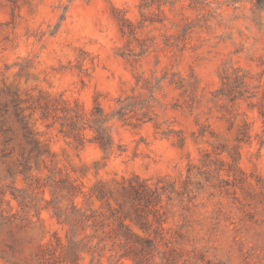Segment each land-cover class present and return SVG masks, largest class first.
<instances>
[{"label": "rangeland", "instance_id": "374dc122", "mask_svg": "<svg viewBox=\"0 0 264 264\" xmlns=\"http://www.w3.org/2000/svg\"><path fill=\"white\" fill-rule=\"evenodd\" d=\"M201 1L191 7L189 0H179L172 10L163 6L164 23H147L138 29V39L132 38L126 46L128 38L120 31L113 10H122L137 24L140 0H0V102L9 101L14 91L23 98L27 92L41 90L78 99L88 111L99 94L101 105L109 111L118 95L131 91L135 74H187L192 69L200 82L192 109L167 105L164 111L157 109L154 121L135 127L114 122V142L124 150L108 158L96 143L77 146L56 126L47 128L41 120L35 121L31 129L38 132L35 138L48 154L31 159L30 173L44 182L55 171L81 185L86 195L99 186L117 195L122 178L133 173L152 179L168 177L180 185L187 165H198L208 152L223 167L218 171L209 167L210 179L203 189L194 188L195 198L184 217L179 207L172 208L174 213L163 224L165 237L178 239L182 234L177 246H195L225 264H241L247 255L264 260L261 118L255 108L239 106L238 112L251 123L250 136L242 138V115L229 120L209 100L223 67L241 66L250 74H261L264 81V10L255 18L253 0ZM178 10L196 24L181 51L170 45L173 39L167 40L178 33L173 25L180 21ZM141 42L149 46L138 54ZM166 92L167 101L176 96L169 87ZM35 117L33 113L26 120L31 123ZM8 119L13 122L14 118L9 115ZM167 127L181 132L182 145L176 133L161 134ZM12 161H0V189L24 190L28 208L23 211L5 194L0 204V264H30L38 245L53 232L63 238L66 227L44 207L50 198L47 187L27 185L19 174L9 176ZM83 198L78 196L76 203ZM92 199L93 207H99L100 200ZM107 202L115 206L112 195L108 194ZM130 226L141 236L149 235L135 224Z\"/></svg>", "mask_w": 264, "mask_h": 264}, {"label": "trees", "instance_id": "16d2710c", "mask_svg": "<svg viewBox=\"0 0 264 264\" xmlns=\"http://www.w3.org/2000/svg\"><path fill=\"white\" fill-rule=\"evenodd\" d=\"M71 1V0H68ZM179 0H140V20L137 24L129 20L122 10L114 9L120 31L127 36L128 44L132 38H137V31L147 23H164L167 19L163 6L169 5L172 10ZM191 7L201 0H189ZM64 10L66 5L63 7ZM264 10V0H253V12L258 18ZM180 21L177 35L167 37L173 39L174 45L181 51L187 38L195 27V22L187 20L178 10ZM143 53L149 45L141 42ZM124 53V52H122ZM219 82L210 91L209 100L229 120L242 115L240 121V135L242 138L250 136L251 123L238 108L245 104L249 109H256L261 118L264 131V81L261 74H250L248 69L241 66L223 67L218 74ZM199 78L192 69L187 74L173 71L159 76L135 74L134 86L131 91L118 95L114 105L106 111L101 105L98 95L93 99L90 110H86L78 99L69 100L62 93L51 95L39 90L36 94L25 93L23 98L13 92L9 101L0 102V161L13 159L8 168L9 176L19 174L27 185L35 183L37 188L47 187L50 198L45 208L49 209L58 223L65 226L64 237L53 232L51 238L44 244H39L30 255V264H225V261L209 256L205 251L192 246L190 249L177 246L183 235L178 239L165 237L163 224L167 221L172 208L179 207L180 215L188 203L195 198L194 188L203 189L209 181L210 169L218 171L223 167L217 163L208 152H204L197 165L190 162L186 168L185 177L176 185V180L168 177L145 178L133 173L123 177L117 189V195L97 187L94 192L85 194L81 185L67 175H56L51 171L46 180L41 182L30 172L31 159L42 154H48L40 147L36 140L37 131L31 127L35 121L41 120L48 127L56 126L57 131L65 137L71 138L77 146L82 147L86 142L96 143L106 158L116 151L122 152L123 146L114 142L112 126L119 121L131 126H139L145 122L154 121L158 110L171 108L192 109L198 101ZM176 92L172 100H166V88ZM26 111V113H24ZM35 113L36 117L29 123L26 118ZM13 116V122L9 121ZM158 127V126H157ZM203 134V128H199ZM176 133L177 143L182 145L184 138L181 132L167 127L161 134ZM17 151L16 155L14 152ZM207 168V169H203ZM195 170V171H194ZM35 178V179H34ZM8 193L18 202L21 209L28 208L24 190L10 188L9 192L0 189V204ZM113 196L115 206H110L107 196ZM83 195L80 204L76 198ZM93 197L100 200L99 207H93ZM37 211V215L39 213ZM3 210L0 209V215ZM137 225L149 235L141 236L131 228ZM163 245L164 248H160ZM241 264H264L263 257L244 256Z\"/></svg>", "mask_w": 264, "mask_h": 264}]
</instances>
